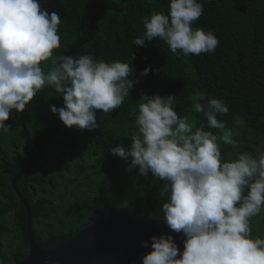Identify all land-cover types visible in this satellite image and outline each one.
<instances>
[{
    "label": "trees",
    "instance_id": "16d2710c",
    "mask_svg": "<svg viewBox=\"0 0 264 264\" xmlns=\"http://www.w3.org/2000/svg\"><path fill=\"white\" fill-rule=\"evenodd\" d=\"M204 14L193 28L213 30L219 44L213 53L199 56L171 53L162 41L146 46L133 40L142 35V19L151 12L167 14L169 0H40L42 8L58 12L61 47L53 55H91L105 61H127L133 56L134 79L130 97L111 113L97 112L94 131L68 128L50 111L63 107V98L46 87L26 106L15 110L0 131V262L17 264L28 255V217L12 180L28 164L34 143L39 144L29 172L17 182V189L31 207L33 231L41 247L70 239L86 226L120 212L127 217L149 216L163 220L159 197L161 184L149 173L140 176L126 171L123 158L109 150L116 144L128 147L142 94L176 95L178 115L188 116L196 126L209 129L202 113L192 110L190 93L199 91L223 100L229 113L218 117L233 130L239 148L220 143L224 159L240 151H256L264 144V0H200ZM100 10L98 20L96 15ZM49 63L42 62L45 72ZM150 67L147 75H141ZM131 158H129L130 161ZM164 221V220H163ZM253 237H264V211L251 220Z\"/></svg>",
    "mask_w": 264,
    "mask_h": 264
},
{
    "label": "clouds",
    "instance_id": "9594fccd",
    "mask_svg": "<svg viewBox=\"0 0 264 264\" xmlns=\"http://www.w3.org/2000/svg\"><path fill=\"white\" fill-rule=\"evenodd\" d=\"M204 11L200 0H169L167 14L153 11L142 19L143 34L133 44L146 46L158 38L178 57L213 53L219 44L213 30L192 26ZM61 23L58 12L42 8L40 0H0V131L8 132L10 113H22L46 87L63 98L64 106L50 105V111L66 127L94 131L97 112L120 108L139 82L132 78L133 56L127 61L54 56L61 47ZM42 62L49 63L47 72ZM176 98L142 94L138 132L127 148L118 143L109 149L125 160L126 171L151 173L163 182L162 219L185 237L181 252L171 235H153L142 264H264V237H253L251 226L264 211V144L254 153L240 151L224 159L221 142L239 148L233 130L218 119L229 113L228 105L212 96L200 103L205 94L190 93L192 110L203 114L209 129L221 130L217 136L179 116ZM141 247L149 242L141 241Z\"/></svg>",
    "mask_w": 264,
    "mask_h": 264
},
{
    "label": "water",
    "instance_id": "95a60500",
    "mask_svg": "<svg viewBox=\"0 0 264 264\" xmlns=\"http://www.w3.org/2000/svg\"><path fill=\"white\" fill-rule=\"evenodd\" d=\"M99 14L100 10L96 15L97 20ZM52 125V134L34 143L26 168L12 180V186L28 217V255L17 264H142V256L151 251L150 238L153 235H171L180 251H183L182 241L185 237L182 233L170 230L165 221L149 216L127 217L120 212L86 226L66 241L41 247L34 236L31 207L17 189V182L29 172L36 147L55 136L54 118ZM141 241H148L149 247H141Z\"/></svg>",
    "mask_w": 264,
    "mask_h": 264
}]
</instances>
